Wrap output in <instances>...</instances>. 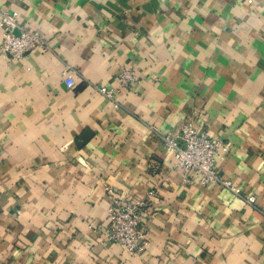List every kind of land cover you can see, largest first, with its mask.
I'll return each mask as SVG.
<instances>
[{"label":"crops","instance_id":"1","mask_svg":"<svg viewBox=\"0 0 264 264\" xmlns=\"http://www.w3.org/2000/svg\"><path fill=\"white\" fill-rule=\"evenodd\" d=\"M0 12L44 42L21 61L0 54V264H264V0ZM191 121L227 147L215 166L238 194L183 182L162 137ZM113 196L147 200L141 256L105 241Z\"/></svg>","mask_w":264,"mask_h":264},{"label":"built area","instance_id":"2","mask_svg":"<svg viewBox=\"0 0 264 264\" xmlns=\"http://www.w3.org/2000/svg\"><path fill=\"white\" fill-rule=\"evenodd\" d=\"M0 29L2 44L0 54L9 59L21 61L26 52L44 47L42 39L32 33L27 25L20 24L18 17L7 12H0ZM66 75V74H65ZM119 85L127 88L136 81L135 71L123 68L119 72ZM66 87L71 88L74 83L67 75L64 81ZM100 92L109 95L105 89ZM165 150L173 155L175 167L181 172L183 182L190 186H207L218 184L221 187L238 194L233 183L222 178L215 166V155L221 149L227 152L219 140L212 139L207 131L195 126L194 122L183 123L162 137ZM105 192L112 195L110 188ZM155 191L148 193L153 200ZM246 203H254L252 196L246 197ZM147 200H131L128 198L111 197L106 209L105 241L116 245L128 255L141 256L145 253L149 241L147 238L145 211Z\"/></svg>","mask_w":264,"mask_h":264}]
</instances>
